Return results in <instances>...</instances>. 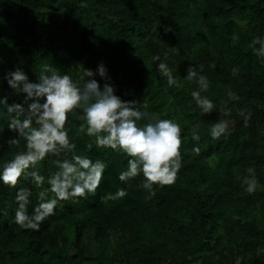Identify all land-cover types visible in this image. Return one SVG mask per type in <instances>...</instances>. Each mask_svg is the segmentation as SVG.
Segmentation results:
<instances>
[{"label": "trees", "instance_id": "obj_1", "mask_svg": "<svg viewBox=\"0 0 264 264\" xmlns=\"http://www.w3.org/2000/svg\"><path fill=\"white\" fill-rule=\"evenodd\" d=\"M256 37H264V0H0V98L23 103L24 95L3 79L17 67L36 82L44 65L78 80L84 68L96 73L103 63L118 96L147 102L148 112L175 119L183 130L176 182L155 186L148 199L136 187L142 174L131 187L118 179L129 158L95 144L88 151L92 138L70 115L66 127L76 152L107 164L101 185L86 199L61 202L32 231L14 223L15 197L30 190L31 213L41 189L27 176L16 188L0 181V264H264V62L249 47ZM157 55L182 87L167 85ZM190 64L197 72L203 66L210 89L202 95L218 109L228 91L239 96L228 101L227 116L201 114L191 96L198 85L185 79ZM94 78L103 87L98 73ZM240 109L251 113L247 127ZM218 119L229 120L230 131L214 140L208 130ZM9 120L0 105V165L24 148L23 139L7 144L16 135ZM197 123L198 142L190 134ZM249 167L259 180L254 194L241 187ZM39 171L48 176L55 168L46 159ZM119 187L127 188L126 197L102 202Z\"/></svg>", "mask_w": 264, "mask_h": 264}, {"label": "clouds", "instance_id": "obj_2", "mask_svg": "<svg viewBox=\"0 0 264 264\" xmlns=\"http://www.w3.org/2000/svg\"><path fill=\"white\" fill-rule=\"evenodd\" d=\"M232 40L235 44L239 36L234 33ZM249 47L264 62V37H256ZM167 57L166 52L165 61ZM153 60L159 62L157 69L167 79L169 87L183 86L159 55ZM199 67L200 72L191 64L186 69L185 79L195 82L199 88L191 92L193 100L202 115L219 110L227 116L230 112L228 101H238L239 96L228 91V100H221L218 109L213 99L202 95L209 91L210 82L201 74L203 66ZM238 72V68L232 69L233 76ZM97 73L106 81L103 87L94 78ZM3 79L15 92L24 95L23 103L9 104L7 97L0 98V105L6 106L10 118L8 129L16 134L7 140V144L9 147L19 145L23 139L24 148L0 165V181L16 188L20 179L27 176L36 188L41 189L31 213L28 211L30 190L21 188L16 194L18 208L14 223L22 230L39 231L41 224L55 215L61 202L86 199L95 195L101 185L107 164L76 152L66 127L70 115L82 122L79 131L92 138L86 144L88 151L95 144L97 149H111L129 158L126 169L118 174L122 184L131 187L129 182L142 174L143 181L136 187L146 190L149 193L146 198L150 199L156 195L155 186L162 188L176 182L183 167L181 125L175 119L148 112L147 102L138 106L137 101H124L107 82L110 77L103 63L96 73L84 68L78 80L69 74H61L50 65L41 68L36 82L30 81L19 67L9 70ZM238 115L244 117L247 127L251 113L240 109ZM230 124L227 119H218L211 124L209 135L214 140L227 136ZM200 127L197 123L190 129L192 140L197 142L201 139ZM193 152L199 154V147H194ZM46 159L55 168L48 176L39 171L40 164ZM246 171L248 175L242 178L241 187L246 193L254 194L259 185L256 170L249 167ZM45 184L48 187H44ZM127 194V188L119 187L114 193L103 195L101 200L114 201Z\"/></svg>", "mask_w": 264, "mask_h": 264}]
</instances>
